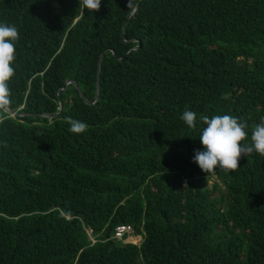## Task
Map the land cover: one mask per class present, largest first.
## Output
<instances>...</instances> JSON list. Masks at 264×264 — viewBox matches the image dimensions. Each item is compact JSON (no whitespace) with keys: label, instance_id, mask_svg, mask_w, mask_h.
<instances>
[{"label":"trees","instance_id":"1","mask_svg":"<svg viewBox=\"0 0 264 264\" xmlns=\"http://www.w3.org/2000/svg\"><path fill=\"white\" fill-rule=\"evenodd\" d=\"M0 22L19 32L0 264H264V156L208 176L193 162L201 116L247 122L242 144L264 118V0H0Z\"/></svg>","mask_w":264,"mask_h":264},{"label":"clouds","instance_id":"2","mask_svg":"<svg viewBox=\"0 0 264 264\" xmlns=\"http://www.w3.org/2000/svg\"><path fill=\"white\" fill-rule=\"evenodd\" d=\"M81 4L90 11H98L101 0H80V6ZM18 38L19 32L15 25L0 22V108L6 106L9 100L8 81L14 75L12 65L15 60V42ZM180 119L187 126L194 128L197 114L185 107ZM200 119L205 125L199 136L203 150H195L193 162L207 176L213 174L217 168L235 171L241 158L253 152L264 156V118L253 125L250 144H242V141L248 138V124L241 122L236 116L224 114L209 118L204 115ZM66 122L71 133L81 134L87 131L88 125L83 121L66 118ZM137 236L143 241V235ZM124 240H129L128 235Z\"/></svg>","mask_w":264,"mask_h":264},{"label":"water","instance_id":"3","mask_svg":"<svg viewBox=\"0 0 264 264\" xmlns=\"http://www.w3.org/2000/svg\"><path fill=\"white\" fill-rule=\"evenodd\" d=\"M139 47V46H138ZM137 47V48H138ZM103 57H104V54H102L101 58H100V61H99V64H98V76H97V93H96V100H95V103L99 100V88H100V74H101V66H102V61H103ZM73 81H68L67 84H72ZM82 94V93H81ZM83 96V95H82ZM84 97V96H83ZM87 103L89 104H92L94 105L95 103H90L89 101H87ZM61 107H62V104H61ZM11 112V111H10ZM46 116H50V117H55L57 115H46Z\"/></svg>","mask_w":264,"mask_h":264},{"label":"rangeland","instance_id":"4","mask_svg":"<svg viewBox=\"0 0 264 264\" xmlns=\"http://www.w3.org/2000/svg\"><path fill=\"white\" fill-rule=\"evenodd\" d=\"M216 181V178L214 177H211L209 179H207L205 182H204V185L205 187L207 188H212L213 184L215 183ZM127 242H132V243H135L137 245H141L142 241H141V237L139 236H135V235H131V237L129 238V240Z\"/></svg>","mask_w":264,"mask_h":264},{"label":"built area","instance_id":"5","mask_svg":"<svg viewBox=\"0 0 264 264\" xmlns=\"http://www.w3.org/2000/svg\"><path fill=\"white\" fill-rule=\"evenodd\" d=\"M133 232L132 228L131 227H126V226H120L116 229L115 231V237L118 239V240H124V236L126 234H129ZM127 241V240H126Z\"/></svg>","mask_w":264,"mask_h":264},{"label":"bare ground","instance_id":"6","mask_svg":"<svg viewBox=\"0 0 264 264\" xmlns=\"http://www.w3.org/2000/svg\"><path fill=\"white\" fill-rule=\"evenodd\" d=\"M120 226H126V227H128L129 225H119L118 227H120ZM118 227H117V228H118ZM129 227H130V226H129ZM117 228H116V229H117ZM116 229H115V231H116ZM132 230H133V229H132ZM132 233H133V232L127 234L129 238L131 237ZM122 242H127V241H126V240H122ZM134 244H135V243H134Z\"/></svg>","mask_w":264,"mask_h":264}]
</instances>
